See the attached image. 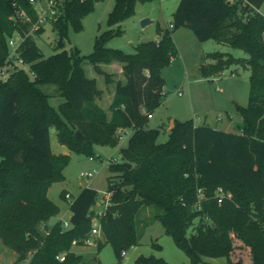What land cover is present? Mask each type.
<instances>
[{
  "label": "trees",
  "instance_id": "1",
  "mask_svg": "<svg viewBox=\"0 0 264 264\" xmlns=\"http://www.w3.org/2000/svg\"><path fill=\"white\" fill-rule=\"evenodd\" d=\"M138 1L147 0H114L108 24L132 16ZM94 2L61 0L62 13L50 25L56 33L51 43L55 51L44 56L35 38H26L17 54L32 77L18 68L0 80V242L15 252V264H98L96 257L86 259L73 250L89 237L91 209L98 197L94 188L83 187L68 201V227L59 218L48 224L59 213L48 188L64 179L62 169L69 160L68 154L52 152L49 128L55 127L58 142L85 155L92 154L94 144L116 146L129 129L127 145L118 150L121 161L109 164L114 172L108 177L111 204L98 218L100 233L116 255L138 243L136 216L140 209L153 207L154 219L192 264L205 257L223 258L224 264H264V16L251 7L264 6V0H179L171 28L158 27L157 40L137 43L133 53L106 46L122 33L118 25L98 34L92 51L80 55L76 47L65 48L68 27L79 29ZM13 3L34 19L25 0H0V67L9 52L7 37L23 26L9 19ZM179 27L198 39L213 38L248 54L209 52L211 63L203 69L218 75L240 64L249 70L248 101L238 106L241 121L235 131L174 120L168 139L158 143L159 129L147 126L161 102L162 69L177 54L172 33ZM84 59L91 64L122 63L125 81H115L109 119L95 101L101 91L95 78L86 76ZM105 77L107 83L112 81ZM45 84L55 85L64 98L57 108L42 90ZM76 129L84 139L74 136ZM218 188L230 196H218ZM65 192L60 196L65 198ZM233 237L242 244L236 246ZM95 243L97 249L102 245L99 238ZM62 253L64 259L59 260ZM138 261L168 264L154 256Z\"/></svg>",
  "mask_w": 264,
  "mask_h": 264
},
{
  "label": "rangeland",
  "instance_id": "2",
  "mask_svg": "<svg viewBox=\"0 0 264 264\" xmlns=\"http://www.w3.org/2000/svg\"><path fill=\"white\" fill-rule=\"evenodd\" d=\"M178 2L179 0L138 1L132 16L119 24L109 25L107 16L114 5V0H95L91 10L82 16L81 27L79 29L68 27V40L65 48L76 47L80 55H87L92 51L95 37L98 34L108 29H116L119 25L122 33L108 39L105 45L118 48L125 53H133V45L141 41L159 38L157 28L168 26ZM144 18L149 21L145 25H141V20ZM179 29L189 31L191 34L177 39V54L162 69L164 85L161 102L150 114L147 126L159 129L158 143L168 139L170 130L168 125L171 119L178 121L192 119L196 124H203L206 120V124L216 126V128H222L229 123L232 126L231 130L235 131L237 124L241 121L238 106H246L248 101L249 70L240 64H231L218 75L203 73V69L211 63V59L207 56L209 52H227L234 57H247L248 54L238 46L218 42L213 38L198 39L186 27H179L173 33ZM55 37V31L47 23L44 25V31L35 37V42L44 56L55 51L51 45ZM114 61H117V64L108 68L106 64L109 63L91 64L87 59H84L82 67L88 75L93 72L100 81H104L108 85L116 78L119 73L118 67L121 65L120 61ZM22 68L31 78L32 73L28 65H23ZM108 71L112 73H108ZM106 75L111 77V82H106ZM99 85L102 86V84ZM41 88L49 95V103L54 108L64 101V98L58 94L55 85L45 84ZM177 92H181V94L179 95ZM221 116L223 120L219 121ZM173 125L174 121L171 127ZM130 133V130H126L116 146L94 144L92 154L85 155L78 154L65 144L58 142L55 127L49 128L52 152L69 155V160L62 169L64 179L52 181L47 193L48 197L58 205V218L62 222L69 220L68 201L72 200L83 187L89 186L97 191L98 203L94 205V208L96 210L100 208V193L107 190L108 177L114 174L109 164L121 161L118 150L127 145ZM87 172H91L92 175L88 178L81 176V173ZM62 190L69 192L71 198L66 199L60 196ZM155 212L156 209L153 207L140 209L136 216L138 243L124 250L121 257L116 255L110 243L105 242L101 233L92 236V242L89 245L75 248V250H79L86 259L96 257L98 264H115L117 262L120 264H141L138 261L140 256L162 258L168 264H192L185 252L175 244L172 236L164 231L162 223L154 219ZM98 238L102 242L99 249L96 248L95 243ZM233 242L236 246L242 243L234 237ZM155 243L159 246L156 247ZM15 258V252L0 242V264H15ZM207 262L224 264V259L205 257L199 264H207Z\"/></svg>",
  "mask_w": 264,
  "mask_h": 264
},
{
  "label": "built area",
  "instance_id": "3",
  "mask_svg": "<svg viewBox=\"0 0 264 264\" xmlns=\"http://www.w3.org/2000/svg\"><path fill=\"white\" fill-rule=\"evenodd\" d=\"M61 0H25V2L31 6L34 11V19L31 18V15L28 11L21 5H15L14 14L9 17L13 22H20L23 26H20L19 29L15 30L13 34L7 37V45L9 52L6 58V62L3 66L0 67V80H5L12 71L22 68L23 65H27L23 62L22 58L17 54L18 48L25 41L26 38H35L37 36L36 31L40 28H44V25L52 24L62 13ZM230 3H233L235 0H227ZM246 2V1H244ZM251 5V4H250ZM253 10L262 16H264V6L256 7L251 5ZM25 25V26H24ZM171 24H168V27L171 28ZM57 40V39H56ZM23 69V68H22ZM179 95L181 92H177ZM123 134L121 135V137ZM91 172L81 173L82 177H90ZM113 195V189H108L100 193L99 204L100 208L96 210L94 206L92 207V227L89 233V237L84 240V243H91V237L97 236L100 233V224L98 218L106 212V209L111 204V199ZM201 195V193H199ZM218 196H230V193H224L220 188L217 189ZM65 198L70 199L71 195L69 192H65ZM98 202L96 201L95 205ZM64 227H68V221L63 222ZM124 253V252H123ZM122 253V254H123ZM59 260L64 259V253L57 256Z\"/></svg>",
  "mask_w": 264,
  "mask_h": 264
},
{
  "label": "crops",
  "instance_id": "4",
  "mask_svg": "<svg viewBox=\"0 0 264 264\" xmlns=\"http://www.w3.org/2000/svg\"><path fill=\"white\" fill-rule=\"evenodd\" d=\"M189 34H191L189 31H181L180 29L177 30L176 32H174L172 34V36H173V40H174L175 44L177 42V39H180L182 36H189ZM133 47H134V45H133ZM115 64H117V61H113V62H111L109 64H106V65H107L108 68H110L111 66H113ZM120 64L121 65H119V67H118L119 73H117V76H116L115 79L113 78L114 76L112 75L113 76L112 78L114 79V81L112 83H109L108 85H106L104 81H100L99 77L95 76L92 71H91L92 73L90 75H88L86 73V71L84 70L87 77H89V78H95V80H96L97 88L101 91V95L99 97H97L95 99V101L104 110L107 119H109L110 116H111V111L109 109V106H110V103H111V101L113 99V95H114L115 81H117V80H120L121 82H124L125 81L124 75L122 73V63H120ZM108 73H112V72L111 71H108ZM100 82H102V83H100ZM99 84H102V86L99 85ZM141 111L142 112L144 111V107L143 106L141 107ZM222 118L223 117L221 116L219 118V121H222L223 120ZM173 121H174V119H171L170 120L168 127L171 128V125H172ZM204 123L206 124V120H205V122H203V124ZM197 125H200V124H197ZM213 127H216V126H213ZM233 127H235V126H233ZM219 129H222V130H231L232 129V126H230L229 123H227V124L224 125V127L219 128ZM126 130H129V129H125L122 133H126ZM50 146H51V143H50ZM89 244L84 243L83 245L73 246V250L75 252H77V253H80V251L79 250H75V248L83 247V246L89 245Z\"/></svg>",
  "mask_w": 264,
  "mask_h": 264
},
{
  "label": "water",
  "instance_id": "5",
  "mask_svg": "<svg viewBox=\"0 0 264 264\" xmlns=\"http://www.w3.org/2000/svg\"><path fill=\"white\" fill-rule=\"evenodd\" d=\"M148 21H149V19H147V18L142 19V20H141V25H145ZM74 136L77 137V138H79V139H84V138H85V136L82 135L81 132H80L78 129H76V130L74 131ZM123 165H124L126 168H130V167H131V163L126 162V161L123 162ZM57 219H58L57 216H51V217L49 218V220H48V224H49V225L54 224V223L57 221Z\"/></svg>",
  "mask_w": 264,
  "mask_h": 264
}]
</instances>
